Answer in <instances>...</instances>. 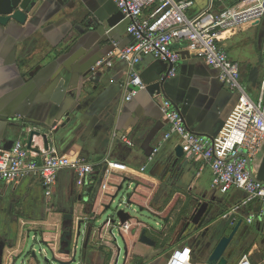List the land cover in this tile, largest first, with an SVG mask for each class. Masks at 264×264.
Returning <instances> with one entry per match:
<instances>
[{"label": "crops", "instance_id": "0c3cea01", "mask_svg": "<svg viewBox=\"0 0 264 264\" xmlns=\"http://www.w3.org/2000/svg\"><path fill=\"white\" fill-rule=\"evenodd\" d=\"M194 2L189 17L211 5L218 13L247 7L252 0ZM28 12L24 25L0 24V149L10 150L17 141L28 147L36 132L40 135L33 136L30 151L39 160L56 152L72 161L83 159L94 171L80 186L74 169L62 170L50 198L37 177L0 185V264H25V259L36 264L32 258L40 260L38 254L50 264H69L78 249L82 225L85 240L88 229L93 227V231L86 249L83 244L80 264H115L117 240L109 228L99 230L96 223L126 185L134 187L132 204L163 219L165 229L157 232L141 221L126 224L120 230L126 243L125 264H166L181 247L191 248L193 264H205L218 241L241 220L225 255L228 264H238L244 256L253 264L259 256L264 264V236L250 231L254 225L264 231V203L243 206L246 195L242 191L214 190L211 167L185 155L176 135L149 162L169 132L161 112L164 100L179 107L193 133L214 140L227 132L238 96L226 89L219 72L191 56L187 43L175 42L172 48L184 53L176 77L161 82L170 67L144 57L136 72L146 89L127 102V63L117 61L111 69L92 71L111 51L132 43L125 17L113 26L108 23L119 13L112 0H34ZM220 45L240 64L241 83L251 99L258 101L264 80V19L223 33ZM98 76L99 84L89 82ZM61 84L68 92L57 104ZM94 118L97 122L89 130ZM123 136L134 147L124 143ZM106 160L129 170L115 172L104 191ZM250 169L264 183V148ZM143 229L155 245L140 241ZM31 232H35L33 242L41 241L39 250H29Z\"/></svg>", "mask_w": 264, "mask_h": 264}, {"label": "built area", "instance_id": "2783aa9c", "mask_svg": "<svg viewBox=\"0 0 264 264\" xmlns=\"http://www.w3.org/2000/svg\"><path fill=\"white\" fill-rule=\"evenodd\" d=\"M119 12L129 21L128 34L132 43L126 48L111 51L92 68L95 73L111 69L117 61L129 66V77L125 84L130 102L146 84L136 72L144 57H152L170 67L161 80L177 75L181 55L172 46L175 42L187 43L191 56L204 61L219 72L220 80L229 91L238 96V105L227 132L217 139L193 133L186 125L184 116L170 100L161 103V112L169 124V132L159 147L149 157L152 163L163 144L172 136L179 137L185 155L205 161L213 171L214 190L224 192L237 189L245 193L243 206L254 202L264 203V183L257 180L250 169L252 162L264 148V80L258 101H253L241 83V66L230 59L220 45L223 33L234 32L244 25H253L264 19V0H252L247 7H236L218 13L212 5L196 17L188 12L194 0H112ZM150 11V12H149ZM122 141L130 147L134 143L123 136ZM102 189L107 191L115 172H127L121 163L106 160ZM72 168L77 174L78 184L84 186L93 173L91 164L83 159L72 161L56 152L47 153L41 160L32 154L27 145L17 141L10 150L0 149V185L17 184L37 177L41 180L45 195H53L58 175ZM146 167L141 171H145ZM236 208L233 212H236ZM252 223V219L249 220ZM181 256V257H179ZM192 250L183 247L176 250L166 264H193ZM238 264H253L248 256Z\"/></svg>", "mask_w": 264, "mask_h": 264}, {"label": "water", "instance_id": "95a60500", "mask_svg": "<svg viewBox=\"0 0 264 264\" xmlns=\"http://www.w3.org/2000/svg\"><path fill=\"white\" fill-rule=\"evenodd\" d=\"M33 1L34 0H0V24L1 25H7L11 21H15L21 25H24L27 21V18H28L27 13H29L28 11L30 10V8L32 6ZM122 18H124V16L119 12L116 15H114L108 23L110 26H113V24L114 25L117 24L119 22V20ZM180 55L183 59L184 53H180ZM85 77H87V76H85ZM161 79H162V77H161ZM100 80H101L100 76H98L96 79H91L89 82H95V83L99 84ZM166 80H161V82H164ZM67 92H68V89L65 88L62 84L58 86V90H57L58 98L56 97V103L57 104L60 102L61 98L65 97L67 95ZM172 103H173V101H172ZM173 104L179 109V107L175 103H173ZM180 112H181V110H180ZM96 122H97V118H94V120L90 124L89 130H92L94 128ZM36 135L38 136L40 134L36 133V132H32L31 140H30L29 146H28L29 150L31 149L32 138H33V136H36ZM43 138L45 141V146L48 149L49 148L48 147V136L45 135V136H43ZM118 197L119 196L114 197L111 204L105 209L103 214L99 217V219L100 218L103 219L104 217H106V215H108L110 213L109 217L103 223V226L100 228V230L103 229L104 227H107L109 229L118 228L121 230V229H123V227L126 224H129L132 221H135L136 224L140 223V221L138 219L134 218L130 213L127 212V210L129 208H132L134 205L131 202L130 196L125 197V199H123L119 203V206L116 209L114 208V205H115ZM242 224H243V220L239 221L238 224L236 225V227L234 228V230L229 235L223 236L218 241V243L215 245L213 250H211V252L208 254V256H207L208 259H207L206 264H228V260L226 259L225 255H226L229 247L231 246L232 242L234 241L236 234H237V232L240 229ZM199 230H201V226L199 227L198 231ZM92 231H93V227H90V229H88V232L86 235V240L84 243L85 249L88 247V244H89V241H90V238L92 235ZM109 231H110V234L113 235L112 231L111 230H109ZM193 233H195V232H193ZM146 234H147V230L143 229L141 231L140 241L142 243H148V244L155 245V242L151 241V239H149ZM77 236H78V238L81 236V228L80 227H78ZM211 246H212V243L210 242V248H211ZM32 260H34L36 262V264H50L49 259L42 262L41 260H38V259H36L35 256H33ZM30 261H31V259H25L24 260L25 264H29ZM52 262H53V260H52ZM75 262H76V258L74 255L72 261L69 264H75ZM16 263H17V261H16Z\"/></svg>", "mask_w": 264, "mask_h": 264}, {"label": "rangeland", "instance_id": "374dc122", "mask_svg": "<svg viewBox=\"0 0 264 264\" xmlns=\"http://www.w3.org/2000/svg\"><path fill=\"white\" fill-rule=\"evenodd\" d=\"M133 188L131 187L129 188L128 185H126L125 189L121 192V194L119 195L114 208L116 209L119 206V203L125 199V197L130 196L133 192ZM128 213H130L134 218L138 219L139 221L147 224L149 227H152L154 230H156L157 232H163L165 229V221L155 215H153L150 211L142 209L141 206H139L138 204L133 205L132 208H129L127 210ZM110 213L108 215H106V217H104L103 219L100 218L97 223H96V227L100 230V228L103 226V223L107 220V218L109 217ZM85 229L86 227L84 225H82V229H81V236L77 239L78 242V249L75 252V258H76V262L75 264H80L81 260H82V249H83V244H84V240H85ZM112 231L115 239L117 240V242L115 243V245L117 246V250H118V257L117 260L115 261V264H125V255H126V243L124 241V239L122 238V236L120 235V229L116 228V229H109ZM250 231L259 235V237L262 238V236H264V231H259L258 228L256 227V225L254 226H250ZM185 232V231H184ZM35 235V232H31L30 233V238H29V250H32L33 248H36L39 250L40 247V240L35 243L33 242V236ZM183 248V247H181ZM50 259L52 258V254L50 253L49 255ZM38 258L44 262V258L41 256V254H38ZM255 262L257 264H262L261 262V258L258 256L257 258H255ZM204 264V263H203ZM206 264V263H205Z\"/></svg>", "mask_w": 264, "mask_h": 264}]
</instances>
